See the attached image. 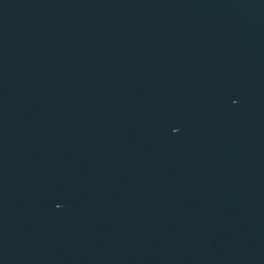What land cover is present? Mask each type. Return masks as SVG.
Wrapping results in <instances>:
<instances>
[{"label":"water","instance_id":"water-1","mask_svg":"<svg viewBox=\"0 0 264 264\" xmlns=\"http://www.w3.org/2000/svg\"><path fill=\"white\" fill-rule=\"evenodd\" d=\"M0 264H264V0H0Z\"/></svg>","mask_w":264,"mask_h":264}]
</instances>
